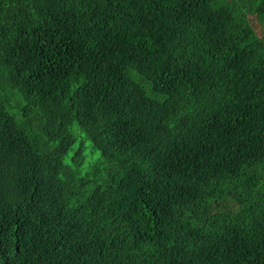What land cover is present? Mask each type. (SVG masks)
I'll use <instances>...</instances> for the list:
<instances>
[{
  "label": "trees",
  "instance_id": "1",
  "mask_svg": "<svg viewBox=\"0 0 264 264\" xmlns=\"http://www.w3.org/2000/svg\"><path fill=\"white\" fill-rule=\"evenodd\" d=\"M0 264H264V0H0Z\"/></svg>",
  "mask_w": 264,
  "mask_h": 264
},
{
  "label": "rangeland",
  "instance_id": "2",
  "mask_svg": "<svg viewBox=\"0 0 264 264\" xmlns=\"http://www.w3.org/2000/svg\"><path fill=\"white\" fill-rule=\"evenodd\" d=\"M253 26H254V28H255L256 30L259 31V27L257 26V22H256V20H254V24H253Z\"/></svg>",
  "mask_w": 264,
  "mask_h": 264
}]
</instances>
